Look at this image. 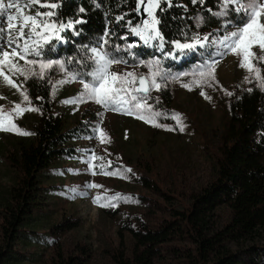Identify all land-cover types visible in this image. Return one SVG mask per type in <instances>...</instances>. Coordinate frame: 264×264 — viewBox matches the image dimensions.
Wrapping results in <instances>:
<instances>
[{
	"label": "trees",
	"instance_id": "1",
	"mask_svg": "<svg viewBox=\"0 0 264 264\" xmlns=\"http://www.w3.org/2000/svg\"><path fill=\"white\" fill-rule=\"evenodd\" d=\"M219 2L172 0L173 6L160 14L166 39L183 40L182 32L189 37L194 32L201 36L215 33L222 21L207 9L218 10ZM99 3L101 7H96L93 0H63L60 15L65 21L83 17L88 23L77 26L84 30L81 36L68 31V42L57 44L47 58L79 59L77 46L95 41L105 27L115 34L112 41L125 42L118 37L127 31L129 20H139L136 0ZM81 6L85 13H78ZM122 13L127 15L117 24L115 17ZM198 13L205 17L201 27L193 19ZM127 39L129 43L137 41L135 50L141 55L159 57L170 71L207 56H201L199 50L164 56L131 34ZM165 49L171 51V46L165 45ZM24 88L39 115L30 134L11 137L3 144L2 153L14 177L0 203V264L40 262L43 252L57 241V231L74 227L62 228V223L51 219L53 211L44 207L50 206L53 194L65 179V163L88 159L90 152L83 150L89 148L79 143L94 135L91 117L85 122L75 113L76 106L70 110L67 103H62L68 98L64 86L53 91L52 83L32 78L24 81ZM249 89L252 90H242L229 98L216 135L213 179L183 200L181 210H174L171 217L159 218L157 223L146 221L144 217L149 215L145 213L132 212L136 222L127 226L128 239L124 232H118L117 246L106 244L96 252L90 245L76 242L69 250L61 249L49 264H264V88ZM146 173L140 174L146 187L175 197Z\"/></svg>",
	"mask_w": 264,
	"mask_h": 264
},
{
	"label": "rangeland",
	"instance_id": "2",
	"mask_svg": "<svg viewBox=\"0 0 264 264\" xmlns=\"http://www.w3.org/2000/svg\"><path fill=\"white\" fill-rule=\"evenodd\" d=\"M9 2L10 0H0L5 6ZM11 2L15 3L17 0ZM20 2L23 4L27 0ZM257 3H264V0H257ZM31 12L33 14L36 12L34 6ZM8 14H16V10L6 9L3 19H0V27H7ZM14 22L19 24V20ZM233 30L231 26L226 29L227 32ZM12 35L15 36L16 32L14 31ZM4 39H7V34ZM117 41L111 43L115 45L119 43ZM134 51L139 59L147 61L158 58L161 61L155 55H141L135 49ZM252 51L258 58L256 67L262 70V75L264 50L254 46ZM121 55L127 60V64H113L112 71L118 73L135 71L143 74L149 71L146 65H140L135 58H129L125 53ZM206 59L208 56L178 71L172 69L171 72L173 74L192 72L196 65ZM216 59L218 63L215 65V80H209L207 84H195L189 90L182 85L190 83L193 77L184 76L175 80L169 79L162 90L153 89L150 92L148 103L154 105V110L165 113L156 120V123L170 125V129L154 126L135 114L105 109L94 101L67 103L70 110L72 108L74 110L75 106L78 108L75 109V113L81 120L89 122L91 117L90 122L94 125L99 124V128L106 136L97 132L89 141H80L82 147L91 150L90 156L88 159L82 158L75 164L65 163L64 166L67 168L63 171L65 179L58 185L56 189L58 191L53 194L50 206L44 207V210L53 211L51 219L58 224L62 223V228L69 225L74 227L57 231L55 234L57 241L43 252L40 262L33 263L28 260L26 264H49L61 249L69 250L76 242L86 243L96 252L106 248V244L107 247L117 246L118 232H124V237L128 239L127 226L136 222L135 218L131 217L132 212L139 215L145 213L149 215L144 217L146 221L157 223L159 218L171 217L174 210H181L183 200H188L191 194L211 182L216 157V135L229 98L241 93L242 90L261 87L253 73L239 66L238 55L228 52ZM18 62L21 65L25 63L23 60ZM160 67L169 70L162 62ZM76 69L77 65H69V70ZM36 71H39L38 67ZM66 76L67 72L54 68L45 79H33L50 82L56 88L64 86L67 97H74L82 89L79 80L56 84ZM246 76L251 82L245 80ZM13 79L16 84L21 85V89H24L23 75H15ZM202 90L205 95H201ZM227 92H231L232 95H227ZM157 97L159 101L156 100ZM13 102L24 103L21 90L6 85L0 78V110L5 113L11 112ZM98 113L102 115L98 116ZM174 113H180L185 126L183 131L180 130L176 119L172 118ZM38 115L37 111L33 110L25 111L22 115H14L15 123L21 131L0 130V203L14 177V172L2 153L3 144L11 137L25 135L22 134L23 130L30 133ZM90 163L94 165L91 169ZM123 169H131V172H124ZM142 173L157 180L165 191L175 197H166L160 191L146 187L140 177ZM58 183L59 181L56 182ZM93 184L99 187L91 186ZM72 188H76V191H72ZM116 194L120 196L117 197Z\"/></svg>",
	"mask_w": 264,
	"mask_h": 264
},
{
	"label": "snow or ice",
	"instance_id": "3",
	"mask_svg": "<svg viewBox=\"0 0 264 264\" xmlns=\"http://www.w3.org/2000/svg\"><path fill=\"white\" fill-rule=\"evenodd\" d=\"M197 2L203 4L204 0H192L193 4ZM93 3L96 7H101L99 0H93ZM164 5H167V8ZM33 6H38L34 14L31 12ZM172 6V0H136L135 11L139 20L138 22L134 20L127 22V31L118 37L119 40L125 41L123 44L113 45L111 41L115 38V34L112 29L105 27L104 33L95 41L89 40L87 44L77 46L79 59L74 56L52 59L47 56L54 51L56 45L68 42L66 33L71 31L73 36L83 35L84 30L78 29L77 26L87 24L88 21L83 17L69 18L65 21L60 15L63 0H56V2L54 0H27L23 4L20 0L15 3L10 0L6 6L0 3V19H3L6 9L16 10V14L7 15V27H0V78L6 85L20 89L24 102H13V109L9 113L0 110V130L21 131L15 123L14 115H22L29 110H39L31 105L28 90L21 89V85L16 84L13 76L23 75L25 82L32 78L43 80L54 68L67 72L64 79L56 82L57 85L74 80H79L82 85L81 91L76 96L67 98L62 103L79 104L94 101L105 109L111 108L114 111L135 114L154 126L168 129L170 125L156 123V120L165 113L154 110V105L148 103L150 92L153 89L162 90L169 79L175 80L184 76L193 77L190 83L182 85L189 90L192 85L207 84L209 80H215V65L218 63L216 57H222L228 52L238 55L240 57L239 66L253 73L254 78L264 88V75H261L262 70L256 67L258 58L252 51L254 46H259L264 50V3H257V0H247V2L245 0H220L217 5L218 10L207 9L212 17L222 21L220 29H217L215 33H205L201 36L194 32L189 37L186 32H182L183 40H167L161 28L163 20L160 14ZM40 9H47V11H40ZM85 11L83 6L78 9V13H85ZM126 15L122 13L116 16V23L123 21ZM193 19L197 27L205 24V17L202 13H198ZM17 20L19 24L14 22ZM229 26L234 30L227 32L225 29ZM221 30H225L223 35L218 34ZM14 31L15 36L12 35ZM5 34H7L6 40L4 39ZM129 34L138 38V42L161 51L164 56H172L173 53L188 55L199 50L201 56L207 55L208 59L196 65L192 72L173 74L170 70H163L160 67L161 61L158 58L147 61L139 59L134 51L137 41L129 43L127 39ZM5 45L7 47H4ZM165 45H170L171 51L166 50ZM121 53L135 58L140 65H146L149 71L146 74L135 71L122 73L112 71L113 64H127V60ZM29 57H37V59ZM174 58L178 59L179 56ZM19 60H23L24 65H21ZM71 64L77 65V69L69 70ZM37 67L39 71H36ZM245 80L251 82L248 76ZM251 90L248 89V91ZM53 91H55V86H53ZM226 94L232 95L231 92ZM201 95H205L203 90ZM205 98L210 99L207 96ZM156 100L159 101V97ZM97 115H102V113ZM172 118L176 119L180 130L183 131L185 126L180 113H174ZM92 131L106 136V133L99 128V124L95 125ZM22 134L30 133L23 130ZM83 151L88 153L91 150L84 149ZM93 167L94 165L90 163L89 168ZM123 171L131 172V169H123ZM91 186L99 187L94 184ZM72 191H76V188H72ZM116 196L119 197L120 194Z\"/></svg>",
	"mask_w": 264,
	"mask_h": 264
},
{
	"label": "water",
	"instance_id": "4",
	"mask_svg": "<svg viewBox=\"0 0 264 264\" xmlns=\"http://www.w3.org/2000/svg\"><path fill=\"white\" fill-rule=\"evenodd\" d=\"M141 12H142V10H141Z\"/></svg>",
	"mask_w": 264,
	"mask_h": 264
}]
</instances>
